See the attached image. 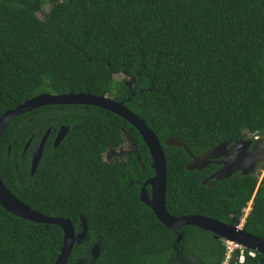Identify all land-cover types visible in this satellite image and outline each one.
<instances>
[{"label":"trees","instance_id":"trees-1","mask_svg":"<svg viewBox=\"0 0 264 264\" xmlns=\"http://www.w3.org/2000/svg\"><path fill=\"white\" fill-rule=\"evenodd\" d=\"M78 93L124 101L156 134L171 216L227 224L252 202L244 230L264 239V179L258 187L254 177L238 175L209 187L202 181L215 166L186 170L189 155L264 136V0H0V117L41 94ZM61 127L69 131L54 148ZM48 129L31 175L32 152ZM123 131L144 169L133 155L104 161L105 152L124 143ZM172 137L184 140L188 152L166 147ZM150 165L138 132L93 106L37 109L14 119L0 141V176L17 199L71 220L76 231L85 218L87 239L67 264H223L222 240L195 227L175 234L140 202ZM62 241L59 227L21 220L0 206V264H53ZM94 244L100 256L92 262ZM243 253V262L236 250L228 264L264 259Z\"/></svg>","mask_w":264,"mask_h":264},{"label":"water","instance_id":"water-1","mask_svg":"<svg viewBox=\"0 0 264 264\" xmlns=\"http://www.w3.org/2000/svg\"><path fill=\"white\" fill-rule=\"evenodd\" d=\"M132 82H135V79H133ZM50 106H93L100 108L123 119L138 132L150 154V167L153 171V175L141 186L139 200L152 211L162 226L173 231L175 234H178L181 228L195 227L213 234L216 239L224 240L249 250L250 252H255L264 256V239L251 235L242 228L219 222L207 216L187 215L174 217L168 213L166 208L167 162L161 144L156 134L141 118L126 107L124 101H116L106 95L93 96L85 93L64 95L41 94L27 100L24 104L15 109L7 111L0 117V141L6 128L14 119L37 109ZM68 131V127H61L59 129L53 142L54 148H57L65 139ZM50 133L51 129H48L33 151L31 175H34L40 164L45 144ZM30 142L31 141L27 143L23 152L27 151ZM250 144L251 142L249 141H240L235 143L232 147H229L228 143H221L199 156L189 155L191 160L186 166V170L189 172H201L218 158L223 157L227 159V161L219 171L214 173L209 179L203 181V185L211 187L212 183H208L210 180H213V183L223 182L231 178L236 172H241L242 175H248L254 169L255 161L253 158L259 155V152H264V141L259 140L253 145L252 153L246 155L243 152H248ZM164 145L168 148H183L186 150V142L177 137L166 139ZM259 170L260 168L256 171ZM147 188H149V192ZM0 206L8 213L21 220L35 224L53 225L62 230L63 241L60 253L53 264H67L74 246L81 244L87 239L88 226L84 217L80 218L79 231H76L72 221L69 219L47 217L31 209L25 203L17 199L3 184L1 176ZM182 237V234H179L177 242H180ZM90 254L92 256V262H95L100 256V246L94 244L90 249ZM263 261L264 259L261 260V264H263Z\"/></svg>","mask_w":264,"mask_h":264},{"label":"flooded vegetation","instance_id":"flooded-vegetation-1","mask_svg":"<svg viewBox=\"0 0 264 264\" xmlns=\"http://www.w3.org/2000/svg\"><path fill=\"white\" fill-rule=\"evenodd\" d=\"M123 134H124V143L121 146L118 147L119 150H117L118 148L116 150H113V149L108 150L107 152H105L103 154V155H105V156H103L104 157L103 159L106 158L105 160H107L106 162H108V163H111L114 160L127 162L128 157L133 155V156H135L136 160L138 161L139 168L140 169H144L145 167L141 164L140 157L138 155V152L136 151V145H135L134 139H132V137L130 135H128L125 131H123ZM55 137H56V135H55ZM126 140H129V141L132 142L133 149L130 152H123L122 151V149H123L122 146H124V147L126 146L125 145ZM259 140L264 141V136L259 137V136H255V135H252V134H248L247 136H245L241 140H238V141L234 142L233 144H230L228 142V144H229V147H232L235 143L240 142V141H249V142H251L248 152H243V153H245L247 155V154H251L252 153L251 151H252L253 145L255 144L256 141H259ZM32 154H33V152H32ZM253 160L255 161L254 169L248 175H242L241 172H236L231 177L235 176V179H237L238 175L242 176V177L252 176L255 179H257V183H258L257 186L259 187L261 185V183H262V180L264 179V152H259V155L255 156L253 158ZM226 161H227V159H225L223 157H220L216 161H214L212 164H210L206 169H208L210 166H215L216 170H215V172H213L212 174H210L206 178H204L203 181L209 179L214 173L219 171ZM139 168L137 170L138 172H140ZM258 168H260V170L256 171ZM206 169H204V170H206ZM204 170H202V171H204ZM134 175H135V177H137L136 172H134ZM208 183H210V184L212 183V185L216 184V183H213V180H210ZM137 184H139V183L137 182ZM140 185L142 186V184H140ZM140 190H141V187H140ZM147 191L149 192V188H147ZM249 204H251V206H249ZM251 211H252V202H250V203H248L246 205V207L243 209L242 213L240 214L239 219L232 217V220L229 223H227V224L228 225H232L234 227H239V228L244 229V227H245V225L247 223L246 222L247 218L249 217V214H250ZM222 241L224 242V240H222ZM242 254H244V253H242ZM243 261H244V256H243Z\"/></svg>","mask_w":264,"mask_h":264},{"label":"rangeland","instance_id":"rangeland-1","mask_svg":"<svg viewBox=\"0 0 264 264\" xmlns=\"http://www.w3.org/2000/svg\"><path fill=\"white\" fill-rule=\"evenodd\" d=\"M48 10H49V7L46 6V7L44 8L43 13L38 14L39 18L43 19L44 14H45L46 12H48ZM123 78H125L123 75H115V76H113V79H114V80H117V81H118V80H121V79H123ZM127 81L129 82V79H128ZM125 145H126L125 147L122 146V148H123L122 151H123V152H130V151L133 149V146H132V142H131V141L126 140ZM117 150H119V148H118ZM103 156H105V155H103ZM103 158H104V157H103ZM105 159H106V158H105ZM105 159H104V161H107V160H105ZM179 264H186V263L182 260V261L179 262ZM191 264H196V261L191 260Z\"/></svg>","mask_w":264,"mask_h":264},{"label":"built area","instance_id":"built-area-1","mask_svg":"<svg viewBox=\"0 0 264 264\" xmlns=\"http://www.w3.org/2000/svg\"><path fill=\"white\" fill-rule=\"evenodd\" d=\"M249 206H251V204H249ZM224 244L226 246V259L224 261L223 264H228L229 263V260L231 259L232 255L234 254V252L237 250L239 251V253L241 254V258H240V261L242 262L243 261V251H244V248L238 246V245H235V244H232V243H229V242H226L224 241Z\"/></svg>","mask_w":264,"mask_h":264}]
</instances>
